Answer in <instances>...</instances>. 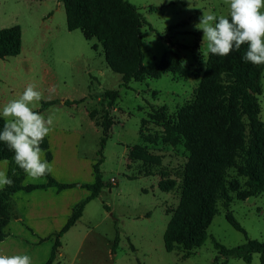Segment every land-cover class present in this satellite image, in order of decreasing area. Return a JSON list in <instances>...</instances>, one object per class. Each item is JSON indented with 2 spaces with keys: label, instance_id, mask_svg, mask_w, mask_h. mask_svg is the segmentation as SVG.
I'll return each mask as SVG.
<instances>
[{
  "label": "rangeland",
  "instance_id": "374dc122",
  "mask_svg": "<svg viewBox=\"0 0 264 264\" xmlns=\"http://www.w3.org/2000/svg\"><path fill=\"white\" fill-rule=\"evenodd\" d=\"M64 1L74 5V0H0V30L15 25L22 30L21 53L0 59V108L28 84L37 86L44 99L36 110L54 119L47 136L53 154L51 174L61 183L75 185L59 196L38 191L18 194L14 200L25 222L13 219L11 232L30 233L38 240L66 224L73 209L90 193L81 186L94 182L103 115L112 108L113 125L101 165L106 186L63 235L60 264H248L220 256L211 237L228 248L248 239L264 240V194L245 198L248 179L240 173L243 154L250 146L251 126L245 116L237 117L236 106L223 89L213 100L200 96L195 103L211 54L203 57L206 42L201 49L203 32L194 25L203 11L227 15L228 7L223 0H128L146 22L140 28L142 70L125 86L122 74L108 65L106 51L120 71H134L127 18L113 13L93 25L98 0H84L79 15L83 25L70 31ZM120 25L125 27L124 36L110 39V32ZM262 87L260 120L264 125V72ZM106 90L113 92L111 97L118 94L111 106L110 98L102 97ZM68 99L83 101L62 103ZM49 100L60 102L41 109L42 102ZM199 108L210 114H200ZM206 125H212L207 138L217 151L242 146L241 154L235 151L234 161L226 169L230 201L217 202V212L207 228L208 239L201 247L191 253L181 247L169 252L165 234L180 209L184 173L192 156L189 145H197L199 139L205 142L198 130ZM262 138L264 155V129ZM44 181L26 176L24 184ZM162 181L172 189L163 191ZM49 201L55 210L41 213L42 219L34 218L37 207L49 206ZM227 213L234 215L246 234L227 221ZM117 227L119 242L113 252ZM49 241L38 249L43 255ZM11 250L12 255L24 254L20 243L0 245V254ZM250 264H255L254 257Z\"/></svg>",
  "mask_w": 264,
  "mask_h": 264
},
{
  "label": "trees",
  "instance_id": "16d2710c",
  "mask_svg": "<svg viewBox=\"0 0 264 264\" xmlns=\"http://www.w3.org/2000/svg\"><path fill=\"white\" fill-rule=\"evenodd\" d=\"M67 13V27L70 31L82 27L79 15L84 0H74L71 7L67 1H64ZM117 14L127 18L131 24L132 47L130 52V64L134 68L133 72L125 73L120 71L112 59L109 52L106 51V59L110 68L122 74L124 85L127 86L131 79L141 73L144 61L142 51V33L141 23L146 22L139 10L128 0H98L94 4L92 24L96 25L105 16ZM125 27L117 26L110 34V39H116L124 36ZM22 49V30L19 25L3 28L0 30V59L18 56ZM247 45H242L239 51H232L230 55L220 57L211 55L207 65V70L201 81V85L195 94V103L200 96L211 98L212 100L223 91L229 94L230 103L236 106L237 117L241 119L245 116L251 126L249 148L243 154L240 173L247 177L248 189L244 197H254L264 194V155L262 150L263 138L262 132L264 125L260 120L261 104L259 95L263 92L262 78L264 65H253L245 62L242 57L246 52ZM110 90L104 91L102 97L110 98L109 106L113 104L118 94L110 95ZM80 101L63 100L65 105L76 104ZM59 100L43 101L41 109L59 103ZM216 108V103L213 104ZM112 109V108H111ZM111 109H106L103 115V137L101 147L98 152L100 158L93 165L94 182L83 184L81 187L88 189L89 195L83 199L74 209L66 224L52 235L39 238L38 243L47 240L53 241V247L49 258L43 264H54L57 261L60 248L62 247V237L67 233L84 214L86 205L97 198L106 184L103 179L101 165L104 161L103 150L109 138V132L113 125ZM200 114H207L203 108H199ZM213 109V108H212ZM4 118L0 117V130L3 128ZM208 132H213L212 125H206L198 130L199 135H205V142L201 143L199 139L197 145L190 143L189 147L192 156L185 169L186 184L182 195L180 209L176 217L170 222L165 234L166 249L171 252L176 247L183 248L187 253L201 247L208 239L207 228L210 225L212 217L217 212V202L225 200L230 201L228 195V183L226 180V169L234 161L235 151L241 154L242 146H236L235 150L217 151L215 144L207 138ZM45 152V158L50 162L53 158L50 150L49 140L46 137L41 144ZM9 161L8 176L13 179L11 187L5 186L0 189V241L12 235L10 223L13 219H21L17 210L14 195L19 191L31 192L35 189H46L55 187L59 192L65 189L73 188L74 184L61 183L57 181L52 174L45 177V183L24 184L26 174L13 161V153L9 151L4 142H0V161ZM163 191H170L172 188L162 181L159 184ZM227 221L238 231L246 234L245 229L236 220L232 213H227ZM119 228L117 227V237L112 247L116 251L119 242ZM214 249L223 257H235L242 259L250 264L253 260V253H260V264H264V240L248 239L244 244L228 248L214 237H211Z\"/></svg>",
  "mask_w": 264,
  "mask_h": 264
},
{
  "label": "clouds",
  "instance_id": "9594fccd",
  "mask_svg": "<svg viewBox=\"0 0 264 264\" xmlns=\"http://www.w3.org/2000/svg\"><path fill=\"white\" fill-rule=\"evenodd\" d=\"M223 3L228 7L227 15L203 11L199 23L194 25L203 32L201 49L206 42L203 57L228 56L246 44L242 59L253 65H264V0H223ZM204 61L207 64L205 58ZM43 99L44 94L37 86L28 84L18 97L0 108V117L5 121L0 130V142L7 145L14 163L33 180L53 172V165L41 148L54 128L53 117H45L36 110ZM13 183L7 172L0 170V189L11 187ZM253 257L255 264H259L260 253H253ZM0 264H32V258L28 254H0Z\"/></svg>",
  "mask_w": 264,
  "mask_h": 264
},
{
  "label": "crops",
  "instance_id": "0c3cea01",
  "mask_svg": "<svg viewBox=\"0 0 264 264\" xmlns=\"http://www.w3.org/2000/svg\"><path fill=\"white\" fill-rule=\"evenodd\" d=\"M6 161L7 160L0 161L1 169L8 171L9 170L8 169L9 168V161H7V163H5ZM52 162H53V158H52V160L49 163H52ZM41 179H43V178H41ZM38 183L42 184V183H45V181L44 182H38ZM66 190H68V189H65V190H62V191L59 192L55 187H49V188H46V189H35V190L31 191V192L19 191V192H17L14 195V197H16L21 192H24V193H27V194H32V193H35L37 191H38V193L50 192L52 194H56L57 196H59L62 192L66 191ZM50 201H53L54 204L58 202L56 199H52ZM50 201L47 203V204H49V206L47 205L45 207H40V206L37 207V211L33 213L34 218L42 219V215L43 214H41V213H45L44 211H50L51 209L55 210V207H52V203L53 202H50ZM41 208H42L43 211L41 210ZM39 211H41V212H39ZM23 217H24V214L22 215V218ZM22 218L20 220H23V222H25V220L22 219ZM10 225H11V223H10ZM42 238H44V237H42ZM9 241L13 242V243H20L22 245L23 249H24V254H28L32 258V264H43V263H45L47 261V259L49 258L51 250H52V247H53V241L51 240L48 243L49 245H48V249H47L46 253L43 255L38 250L41 247V245L43 244V242L42 243H38L39 238H38V240L34 239L33 238V234H30V233H27V234H22L21 233L20 234V233H13L12 232L11 236L6 238L4 241H0V245H3L4 243H7ZM44 242H46V241H44ZM12 252H13V250H11V253L9 251H4L1 254L12 255ZM59 256H60V253L58 254L57 261L54 264H60Z\"/></svg>",
  "mask_w": 264,
  "mask_h": 264
},
{
  "label": "water",
  "instance_id": "95a60500",
  "mask_svg": "<svg viewBox=\"0 0 264 264\" xmlns=\"http://www.w3.org/2000/svg\"><path fill=\"white\" fill-rule=\"evenodd\" d=\"M78 186H80V184H78Z\"/></svg>",
  "mask_w": 264,
  "mask_h": 264
}]
</instances>
